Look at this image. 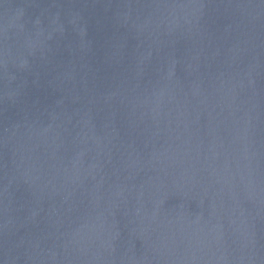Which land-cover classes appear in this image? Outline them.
Instances as JSON below:
<instances>
[{
    "label": "water",
    "instance_id": "obj_1",
    "mask_svg": "<svg viewBox=\"0 0 264 264\" xmlns=\"http://www.w3.org/2000/svg\"><path fill=\"white\" fill-rule=\"evenodd\" d=\"M0 264H264V0H0Z\"/></svg>",
    "mask_w": 264,
    "mask_h": 264
}]
</instances>
